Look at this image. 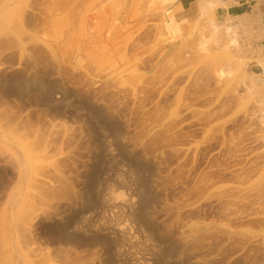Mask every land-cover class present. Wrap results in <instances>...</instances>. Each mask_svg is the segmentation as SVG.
Instances as JSON below:
<instances>
[{
    "label": "rangeland",
    "instance_id": "obj_1",
    "mask_svg": "<svg viewBox=\"0 0 264 264\" xmlns=\"http://www.w3.org/2000/svg\"><path fill=\"white\" fill-rule=\"evenodd\" d=\"M9 1L0 0V5L6 3L0 6H5L0 13L11 10L7 11L10 14L6 12L5 20L6 16L0 15L4 20L0 18V236L5 241H0V264H29L26 261L29 258L28 261L33 259L31 264H39L38 258L45 262L42 264H235V259L239 260L238 264L243 261L242 264H246L245 254L252 253L248 249L252 248L248 238L263 226L264 219L260 221V217L263 218L264 209L260 213L253 202L244 204L246 206L235 202L226 204L229 190L240 187L239 181L234 180L237 173L232 171L240 173L239 167L248 166L239 170L250 172L247 174L253 178L251 181L259 174L264 181V66L260 63L264 58V31L261 22L251 15L222 16L217 8L225 3L218 0H203L211 2L209 8L205 12L195 10L191 17H186L174 0H165V6L161 5L163 1L148 0L145 7L134 0L141 13L130 0H122L117 6L119 10L115 11L116 6L112 9L109 6L119 0H110L111 4L109 0L102 3L101 0H95L97 3L94 0L93 3L91 0ZM129 4L130 9L137 12L132 20H128L131 17ZM85 6H88L86 10ZM88 8L96 14L92 15ZM111 14L116 15L110 17L112 23H109ZM170 16L175 17L178 25L172 30L165 22L172 20ZM90 17L99 22L94 19V23ZM14 19L19 20L18 25ZM90 23L96 28L89 27ZM117 24H121V29ZM9 25L11 27L7 28ZM215 29L225 31L221 35L227 39L226 43L229 41L227 57L211 42L210 34ZM122 31L128 33L123 35ZM120 33L124 43V39L117 40ZM115 36H118L116 40ZM13 37L22 41L21 48L14 46ZM112 37L123 44L119 43L116 48ZM205 39L207 44L203 43L208 50L206 46L204 50L200 48ZM33 75L35 82L31 85L37 87L38 95L20 93V84L32 80ZM36 81L37 84L40 81L38 86L42 84V87H38ZM23 119L28 123L23 124ZM13 132L18 140L23 138L20 144L14 140ZM27 138L32 144L31 151L27 150L29 144L27 148L22 147L28 143ZM40 154L44 158H39ZM31 155L37 160L30 159ZM33 167L35 169H31ZM244 171L237 175H245ZM239 176L236 177L239 179ZM237 189L234 190L238 194ZM112 194L118 197L114 199ZM21 199L29 205L27 218L20 213L26 210L24 205H21L24 210L23 207L20 210ZM20 216L28 222L24 220L25 225L31 224L30 230L26 227L32 237L23 229L30 243L21 239L24 233L21 237L16 235L18 231L23 232L21 228L25 226ZM258 224H262L261 227ZM246 225L252 231H242L244 236L247 234L245 238L239 234L247 243L235 237L240 243L245 241V245L239 243L241 249L246 244L250 247L244 248L243 256L240 252L237 256L243 249L234 250L236 254L229 250L238 244L232 243L235 240L226 230L239 231ZM218 229L222 234L215 232ZM199 233H203V237ZM194 235L204 241L202 238L197 241ZM25 245L29 247L27 253L31 250L29 255H26ZM13 247L15 253L20 254H12ZM25 255L32 256L27 259Z\"/></svg>",
    "mask_w": 264,
    "mask_h": 264
},
{
    "label": "bare ground",
    "instance_id": "obj_2",
    "mask_svg": "<svg viewBox=\"0 0 264 264\" xmlns=\"http://www.w3.org/2000/svg\"><path fill=\"white\" fill-rule=\"evenodd\" d=\"M2 1H3V0H2ZM6 1H7V0H6ZM8 1H9V0H8ZM11 1H12V0H10L9 2H11ZM91 1H92V0H91ZM98 1H100V0H98ZM105 1H107V0H105ZM109 1H110V0H109ZM119 1H120V3H118ZM119 1L116 2V0H113V2H116V5H114V4H115V3H114V4H112V6H109V4H108V6L111 7V9H112V7H115V6H116V7H117V6L119 7V4H121V2H123L122 0H119ZM130 1H131L130 4H131V3L134 4V3L137 2L136 4H138V5H139L140 3H141L142 5H144L145 3H147L148 0H144V1H145V2L143 1L144 3H143V2H140L139 0H138V1H135L134 3H133L134 0H130ZM141 1H142V0H141ZM153 1L157 2L158 0H153ZM162 1H163V4H161V5L165 6V4H166V3L164 4V1H165V0H160V2H162ZM167 1H168V0H167ZM167 1H166V2H167ZM198 1H199V3L196 5V8H197V11L199 10L200 12H205L206 8H209V3H211V2L207 3L206 1H203V0H201V2H200V0H198ZM218 1H219V0H218ZM218 1H217V2H218ZM9 2H8V4H9ZM94 2H95V0H94ZM100 2L102 3V0H101ZM100 2H99V3H100ZM103 2H104V1H103ZM107 2H108V1H107ZM113 2H112V3H113ZM158 2H159V1H158ZM219 2H220V1H219ZM23 3H24V2H23ZM92 3H93V1H92ZM92 3H91V4H92ZM95 3H97V2H95ZM95 3H94V4H95ZM105 3H106V2H104V7H107ZM117 3H118V5H117ZM149 3H150V1H149ZM151 3H152V1H151ZM168 3H169V2H168ZM168 3H167V4H168ZM2 4H6V3H2ZM2 4H1L0 6H2ZM8 4H7V5H8ZM110 4H111V1H110ZM130 4H129V5H130ZM217 4H218V3H217ZM7 5H6V6H7ZM19 5L21 6L22 3H21V4L19 3ZM19 5H18V6H19ZM101 5H102V4H101ZM138 5H135V4H134L135 7L138 6ZM146 5L149 6V4H146ZM152 5H153V4H152ZM158 5H159V3L157 4V6H158ZM161 5H160V6H161ZM210 5H211V4H210ZM3 6H4V5H3ZM18 6H17V8H18ZM22 6H24V4H23ZM91 6H92L91 8L94 7L93 5H91ZM95 6H96V5H95ZM132 6H133V5H132ZM134 6H133V7H134ZM150 6H151V5H150ZM177 6H180V5H177ZM211 6H212V5H211ZM85 7H86L85 10H86L88 6H85ZM116 7L114 8V11H115V10H119V8L117 7L118 9H116ZM120 7H121V5H120ZM142 7H143V6H142ZM144 7H145V5H144ZM144 7H143V8H144ZM152 7H154V5L151 6V8H152ZM155 7H156V6H155ZM158 7H159V6H158ZM3 8H5V6H4ZM3 8L1 7L0 9H3ZM7 8H8V6H7ZM7 8H6V9H7ZM78 8H79V7H78ZM89 8H90V7H89ZM89 8H88V11L91 10V9H89ZM98 8H99V7H98ZM130 8H132L131 5H130V7H129V11L131 10ZM136 8H137V12H138V10H139V12H140V9H138L139 7H136ZM143 8H141V11H142ZM149 8H150V7H149ZM156 8H157V7H156ZM163 8H164V7H163ZM179 8H180V7H179ZM179 8H178V9H179ZM133 9H134V8H133ZM145 9H146V8H145ZM153 9H154V8H153ZM210 9H211V8H210ZM210 9H209V10H210ZM8 10H9V12L11 11L9 8L7 9V11H8ZM95 10H97V9H95ZM134 10H135V11H134ZM134 10H131V12L128 11V12L131 14V15L128 14L129 16H131V17L128 16V17H129L128 20H129L130 18H131V20H132V18H134L135 16L137 17V14H135L136 9H134ZM143 10H144V9H143ZM3 11H4V9H3ZM7 11L5 10V12H4L5 14H3V13L1 12L2 14L0 13V15H1V16H2V15H5V16H6V12H7ZM18 11H19V8H18ZM79 11H80V10H78V13H79ZM93 11H94V10H92V12H93ZM99 11H100V9H99ZM103 11H105V10H103ZM114 11H113V12H114ZM133 11H134V12H133ZM144 11H145V10H144ZM211 11H212V9H211ZM16 12H17V10H16ZM19 12H20V11H19ZM21 12H22V9H21ZM89 12L91 13V11H89ZM89 12H87V13H89ZM95 12H96V11H95ZM111 12H112V11H111ZM128 12H127V13H128ZM137 12H136V13H137ZM7 13H8V12H7ZM17 13H18V12H17ZM82 13H84V11H83ZM85 13H86V11H85ZM87 13H86V14H87ZM98 13H99V12H98ZM114 13H117V12H114ZM132 13H134V14H132ZM140 13H141V12H140ZM8 14H10V13H8ZM8 14H7V15H8ZM18 14H20V13H18ZM91 14H92V13H91ZM91 14H90V15H91ZM95 14H96V13H94V14H92V15H95ZM99 14H101V13H99ZM104 14H105V16H106V14H108V10H107V9H106V13L104 12ZM227 14H228V13H227ZM245 14H246V13H245ZM15 15H16V14H15ZM15 15H14V16H15ZM78 15H79V14H78ZM82 15H83V14H82ZM84 15H85V14H84ZM90 15H89V16H90ZM113 15H114V14H113ZM113 15H112V14L109 15V19H110V20H109V23H112V18H113L116 14H115L114 16H113ZM132 15H133V17H132ZM134 15H135V16H134ZM138 15H139V14H138ZM169 15H170V13H169ZM169 15H168V16H169ZM246 15H248V14H246ZM8 16H9V15H8ZM14 16H13V17H14ZM18 16H19V15H18ZM97 16H98V14H97ZM102 16H103V14H102ZM144 16H145V15H144ZM205 16H206V15H205ZM249 16H250V15H249ZM255 16H256V15H255ZM16 17H17V16H16ZM98 17H99V16H98ZM110 17H112V18H110ZM126 17H127V15H126ZM171 17H173V16H170L169 18H171ZM238 17H240V16H238ZM243 17H244V16H243ZM250 17H251V16H250ZM0 18H1V17H0ZM4 18L7 19V16H6V17H3V19H4ZM85 18H87V17H85ZM91 18H92V17H90V20H91ZM99 18H100V17H99ZM101 18H102V17H101ZM105 18L107 19V16H106ZM139 18H140V16H139ZM139 18H137V19H139ZM144 18H145V17H144ZM173 18H174V19H173ZM173 18H172V20L167 19V20L165 21V22H166V25L168 26V28H171V30L174 28V25H177V23L175 22V17H173ZM179 18H180V17H179ZM181 18H182V17H181ZM257 18H260V17L257 16ZM3 19L1 18L2 22H4V20H5V19H4V20H3ZM10 19H11V18H10ZM10 19H9V20H10ZM92 19H93V18H92ZM94 19H95V18H94ZM94 19H93V20H94ZM137 19H136V20H137ZM207 19H208V18H207ZM245 19H246V18H245ZM250 19H252V18H250ZM254 19H255V18H254ZM14 20H15V19H14ZM14 20H13V25H15V23H16V25H18V23H17L16 21H19V20H15V23H14ZM87 20H88V21H87ZM87 20H86L87 22L90 21L89 19H87ZM95 20H96V19H95ZM95 20L93 21L94 23H95ZM125 20H126V19H125ZM230 20H231V19H230ZM230 20H229V21H230ZM242 20H243V19H242ZM246 20H247V19H246ZM256 20H258V19H256ZM259 20H260V19H259ZM259 20H258V21H259ZM78 21H79V20H78ZM133 21H135V19H134ZM180 21H181V20H180ZM208 21H209V20H208ZM210 21H211V20H210ZM251 21H252V20H251ZM258 21H257V22H258ZM0 22H1V21H0ZM11 22H12V21H11ZM91 22H92V21H91ZM96 22L98 23L99 20H96ZM113 22H114V19H113ZM243 22H244V21H243ZM253 22H254V20H253ZM257 22H256V23H257ZM259 22H260V21H259ZM19 23H20V22H19ZM128 23H129V22H128ZM128 23H125V24L128 25ZM130 23H131V22H130ZM77 24H78V22H77ZM211 24H212V23H211ZM213 24H214V23H213ZM79 25H80V24H79ZM91 25H92V24L90 23L89 27H90ZM93 25H95V24H93ZM93 25H92V26H93ZM97 25H98V24H97ZM166 25H165V26H166ZM206 25H207V24H206ZM206 25L204 24V26H206ZM244 25H245V24H244ZM259 25H260V24H259ZM19 26H21V25H19ZM92 26H91V28H92ZM115 26H116V25H115ZM117 26H118V24H117ZM120 26H121V24H120ZM120 26H118V27L120 28ZM213 26L215 27V25H213ZM218 26H219V25H218ZM256 26H257V25H256ZM5 27H6V26H5ZM8 27H11V26L9 25V26H7V28H8ZM16 27H17V26H16ZM16 27L13 26L12 28L17 29L18 27H17V28H16ZM79 27H80V26H78V28H79ZM93 27H94V26H93ZM111 27L113 28V26H111ZM121 27H122V26H121ZM124 27H127V26L124 25ZM175 27H178V25L175 26ZM197 27H198V26H197ZM197 27H196V28H197ZM206 27H207V26H206ZM258 27H259V26H258ZM261 27H262V26H261ZM7 28H6V29H7ZM19 28H20V27H19ZM94 28H96V27H94ZM97 28H98V27H97ZM116 28H117V27H116ZM116 28H114V29H116ZM128 28H129V27H128ZM128 28H127V29H128ZM207 28H208V27H207ZM215 28H216V27H215ZM221 28H222V27H221ZM4 29H5V28H4ZM14 29H12V30H14ZM120 29H121V28H120ZM120 29H119V30H120ZM122 29H125V28H122ZM160 29H161V27L158 29V31H159ZM175 29H176V28H175ZM175 29H174V30H175ZM213 29H214V28H213ZM259 29H260V28H259ZM19 30H21V29H19ZM94 30H96V29H94ZM167 30H168V29H167ZM174 30H173V31H174ZM204 30H205V29H204ZM217 30H218V29L213 30V31L211 32V34H210L211 36L209 35L210 38L212 39L211 42L214 43L215 46L218 45L217 49H219L220 52L223 50L222 52H224L225 55H226V57H227V56L229 55L228 50H230V49H228V46H226V44H227L229 41L226 43V40H227V39H226V38L224 39L223 36H222V35H223L222 32H225V31H222L221 29H219V30H221V31H219V30L217 31ZM223 30H224V29H223ZM256 30H257V28H256ZM7 31H8V30H7ZM7 31H6V32H7ZM10 31H11V29H10L8 32H10ZM113 31H114V30H113ZM115 31H116V33H117V30H115ZM202 31H203V30H202ZM232 31H233V30H232ZM251 31H252V30H251ZM260 31H261V30H260ZM260 31H258V32H260ZM8 32H7V33H8ZM14 32H15V31H14ZM19 32H21V31H19ZM22 32H24V31L22 30ZM90 32H91V31H90ZM94 32H95V31H94ZM159 32H160V31H159ZM261 32H262V31H261ZM116 33H115V34H116ZM122 33H123V35H124V33H125V35H126V33H128V31H127V32H123V31H122ZM161 33H162V32H161ZM163 33H165V32H163ZM203 33H204V31L202 32V34H203ZM221 33H222V35H221ZM235 33H236V31H235ZM243 33H244V32H243ZM254 33H256V31H255ZM1 34H2V33H1ZM1 34H0V35H1ZM16 34H17V33H16ZM19 34L21 35V33H19ZM87 34H88V32H87ZM90 34H91V33H90ZM90 34H89V35H90ZM159 34H160V33H159ZM159 34H158V35H159ZM204 34H205V33H204ZM231 34H232V33H231ZM241 34H242V33H241ZM259 34H260V33H259ZM6 35L8 36V34H6ZM17 35H18V34H17ZM17 35H15V36L17 37ZM93 35H94V34H93ZM116 35H117V34H116ZM197 35H198V34H197ZM205 35H206V34H205ZM235 35H236V34H235ZM235 35H234V36H235ZM237 35H238V34H237ZM253 35H254V34H253ZM3 36H5V35L3 34ZM12 36H13V35H12ZM34 36H35V35H34ZM113 36H114V35H113ZM119 36H120V37H119L117 40H119V39H120V40L124 39V36H122L121 33H120ZM209 36H207L208 39H209ZM224 36H225V35H224ZM232 36H233V35H232ZM255 36H256L257 38L259 37L258 35H255ZM16 37H13V38L16 39V40L14 39V41H15L16 43H14V42L11 41L13 44H15L14 46H17V45L19 46V45L23 44V43H21L22 41L20 42L19 38H16ZM19 37H20V36H19ZM37 37H38V36H37ZM91 37L93 38V36H90V39H91ZM117 37H118V36H117ZM117 37L115 36V40H116ZM122 37H123V38H122ZM199 37H201V34L199 35ZM203 37H204V35H203ZM226 37H227V35H226ZM238 37H239V36H238ZM1 38H3V37H1ZM20 38H21V37H20ZM34 38H35V41H36V37H34ZM205 38H206V37H205ZM236 38H237V37H236ZM32 39H33V38H32ZM113 39H114V37H112V41H111V42L114 44V41H115V40H113ZM196 39H198V37H197ZM202 39H203V38H202ZM206 39H207V38H206ZM206 39H205V41H203V40H204V39H203L201 42H202V43L205 42V43L207 44V42H206L207 40H206ZM228 39H230V37H229ZM233 39H234V38H233ZM37 40H38V38H37ZM200 40H201V39H200ZM200 40H199V41H200ZM236 40H237V39H236ZM241 40H242V39H241ZM259 40H260V39H259ZM18 41H19V42H18ZM40 41H43V40H40ZM124 41H125V39L123 40V43H124ZM196 41L198 42V40H196ZM208 41H210V40H208ZM6 42H8V41H6ZM33 42H34V41H33ZM86 42H87V41H86ZM117 42H118V41H117ZM117 42L115 41V43H117ZM9 43H10V42H9ZM44 43H45V42H44ZM119 43H122V42L119 41ZM119 43L115 44L116 48H118L117 45H118ZM123 43H122V44H123ZM208 43H209V42H208ZM230 43H231V42H230ZM13 44H12V45H13ZM16 44H17V45H16ZM113 44L110 43V45L112 46V49L114 48L113 51H115V47H114ZM198 44H199V43H198ZM206 44L203 43V45H201L200 48L204 50ZM231 44H235V43H231ZM45 45L48 46L47 44H45ZM224 45L227 47V50L225 49L226 47H224ZM260 45H261V44H260ZM22 46H23V45H22ZM50 46H51V44L49 45V47H50ZM235 46H236V45H235ZM239 46H240V45H239ZM19 47L21 48V46H19ZM51 47H52V46H51ZM162 47H163V46H162ZM162 47H160V48H162ZM198 47H199V46H198ZM206 47H207V46H206ZM23 48H24V47H23ZM108 48H109V47H108ZM160 48H159V49H160ZM208 48H209V47H207L206 49L208 50ZM240 48H241V47H240ZM260 48H261V47H260ZM51 49H52V48H51ZM156 49H158V48H156ZM232 49H233V48H232ZM234 49H235V48H234ZM238 49H239V48H238ZM257 49H258V48H257ZM257 49H256V50H257ZM117 50H118V49H117ZM224 50H226V51H224ZM237 51H239V50H237ZM257 51H258V53H261L260 49L257 50ZM104 52H106V51H104ZM119 52H120V51H119ZM152 52H153V51H152ZM244 52H245V50H244ZM254 52H255V51H254ZM224 53H222V54H224ZM227 53H228V55H227ZM258 53H256V55H257ZM263 53H264V52H263ZM106 54H107V53H106ZM134 54H136V53H134ZM139 54H140V53H139ZM139 54L137 53L136 56L139 55ZM222 54H221V55H222ZM230 54H231V53H230ZM243 54H244V53H243ZM245 54H246V53H245ZM38 55H39V53H38ZM38 55H36V56H38ZM108 55H109V54H108ZM225 55H222V56H225ZM259 55H260V54H259ZM28 56H29V55H28ZM53 56L56 57V54H53ZM231 56H232V55H231ZM250 56H251V53H250ZM141 57H142V56H141ZM232 57H233V56H232ZM232 57H231V58H232ZM262 57H264V56H262ZM134 58H135V57H134ZM134 58H133V59H134ZM224 58H225V57H224ZM260 58H261V57H260ZM63 59H64V58H63ZM68 59H69V58H68ZM138 59H139V58H138ZM216 59H217V58H216ZM222 59H223V57H222ZM229 59H230V57H229ZM61 60H62V57H61ZM61 60H60V61H61ZM128 60H129V59H128ZM134 60H135V59H134ZM140 60H142V59H140ZM140 60H139V61H140ZM218 60H220V59H218ZM223 60H225V59H223ZM226 60L228 61V59H226ZM260 60H261V62H260V61H259V62L262 63V65L264 66V64H263L264 58H263V61H262V59H260ZM57 61H58V60H57ZM63 62H65V61H63ZM216 62H217V61H216ZM130 63H131V62H130ZM228 63H229V62H228ZM228 63H227V64H228ZM127 64H128V62H127ZM219 64H220L221 67H222V63L220 62ZM230 64L232 65V63H230ZM230 64H228V66H230ZM125 65H126V63H125ZM135 65H136V64H135ZM135 65H134V66H135ZM137 65H138V64H137ZM260 65H261V64H260ZM224 66H225V65H224ZM234 66H235V65H234ZM121 67H122V66H121ZM58 68H60V67H58ZM63 68H64V67H63ZM63 68H60V69L63 70ZM132 68H133V67H132ZM219 68H220V67H219ZM219 68H218V69H219ZM119 69H120V67H119ZM121 69H122V68H121ZM124 69H125V68H124ZM222 69H224V67H222ZM222 69L220 68L219 71H221V72L223 73L224 71H223ZM231 69H232V68H231ZM64 70H65V69H64ZM112 70H113V69H112ZM115 70H116V69H115ZM115 70H114V71H115ZM117 70H118V69H117ZM122 70H123V69H122ZM226 70H227V69H226ZM60 71H61V70H60ZM114 71H112V72H114ZM107 72H108V71H107ZM109 72H110V71H109ZM125 72H127V71H125ZM0 73H1V72H0ZM115 73H117V71H116ZM115 73H114V74H115ZM119 73H120V72H119ZM222 73H221V74H222ZM15 74H16V73H15ZM37 74H38V73H37ZM92 74H95V73H92ZM92 74H91V75H92ZM105 74H107V73H105ZM120 74H121V73H120ZM120 74H117V75H120ZM38 75H39V74H38ZM13 76H17V75H14V74H13ZM13 76H12V77H13ZM22 76H23V75H22ZM22 76H21V77H22ZM35 76H36V75H35ZM21 77H20V79H21ZM38 77H39V76H38ZM105 77H106V76H105ZM115 77H116V76H115ZM117 77H118V76H117ZM0 78H1V77H0ZM18 78H19V77H18ZM23 78H24V76H23ZM23 78H22L21 80H24V79H25V78H24V79H23ZM33 78H34V75H33V77L31 78L32 80L24 81V83L22 82V84H20V87H18L19 85L17 86L18 88H20V93H21V92H23V93H27V94H28V93H29V94L34 93V94H31V95H32V96H33V95L36 96V94H37V92H38V91H37V87L31 85L33 82H35V81L33 80ZM111 78H112V80H114L113 77H111ZM3 79H4V78H3ZM3 79H2V80H3ZM15 79H16V78H15ZM15 79H14V80H15ZM20 79H19V81H20ZM38 79L41 80L40 78H37V80H38ZM107 79H108V78H107ZM109 79H110V78H109ZM109 79H108V81H111V79H110V80H109ZM115 79H116V78H115ZM35 80H36V79H35ZM87 81H88V80H87ZM2 82H3V81H2ZM2 82H1V84H2ZM15 82H17V81L15 80ZM39 82H40V81H38V84H40ZM91 82H92V81H91ZM20 83H21V82H20ZM41 83H42V82H41ZM14 84H15V83H14ZM14 84H13V85H14ZM36 84H37V81H36ZM36 84H35V85H36ZM38 84H37V86H38ZM89 84H90V81H89ZM91 84H92V83H91ZM107 84H108V83H107ZM41 85H42V84H41ZM41 85H40V86H41ZM40 86H38V87H40ZM45 86H46V85H45ZM87 86H88V85H87ZM89 86H90V85H89ZM91 86H92V85H91ZM230 86H231V85H228V87H230ZM41 87H42V86H41ZM87 88H89V87H87ZM38 89H39V88H38ZM0 90H1V89H0ZM4 90H5V89H4ZM40 90H41V89H40ZM40 90H39V91H40ZM77 90H78V89H77ZM17 91H18V90H17ZM42 91H43V89H42ZM49 91H50V89H49ZM60 91H61V90H60ZM91 91H92V90H91ZM1 92H2V91H1ZM62 92H63L62 94H64V91H62ZM89 92H90V90H89ZM17 93H18V92H17ZM20 93H18V95H20ZM40 93H41V92H40ZM40 93H39V94H40ZM76 93H77V91L75 92V94H76ZM78 93H79V91H78ZM73 94H74V93H73ZM37 95H38V94H37ZM40 95H41V94H40ZM46 95H47V93H46ZM66 95H67V94H66ZM24 96H27V95H24ZM28 96H29V95H28ZM28 96H27V97H28ZM42 96H43V95H42ZM74 96H75V95H74ZM27 97H26V98H27ZM62 97H63V96H62ZM64 97H65V94H64ZM263 97H264V96H263ZM66 98H67V96H66ZM32 99H33V98H32ZM32 99H31V100H32ZM43 99H44V98H43ZM63 99H64V98H63ZM33 100H34V99H33ZM39 100H40V99H39ZM87 100H88V99H87ZM87 100H86V101H87ZM36 101H38V99H36ZM42 101H43V100H42ZM86 101H85V102H86ZM43 102H44V101H43ZM88 102H89V100H88ZM88 102H87V103H88ZM35 103H36V102H35ZM38 103H39V102H38ZM87 105H88V104H87ZM91 108H92V107H91ZM157 113H158V112H157ZM159 113H161V111H160ZM17 120H20V119H17ZM17 120H15V121L17 122ZM23 120H24V121H22L23 124L28 123V121L25 122L26 119H23ZM27 120H28V119H27ZM15 121H14V122H15ZM18 122H19V121H18ZM24 122H25V123H24ZM13 124H14V123H13ZM16 124H17V123H16ZM39 124H40V123H39ZM14 125H15V124H14ZM21 125H22V123H21ZM27 125H28V124H27ZM41 125H42V124H41ZM8 127H9V126H8ZM12 127H13L14 130L16 129V128H15L16 125H15V127H14V126H12ZM17 127H19L18 124H17ZM23 127H25V126L23 125ZM26 127H27V126H26ZM39 127H40V126H39ZM1 128H2V126H1ZM13 129H12V130H13ZM17 129H18V128H17ZM17 129H16V130H17ZM23 129H25V128H23ZM2 130H4V128H3ZM14 130H13V131H14ZM21 130H22V127H21ZM5 131H8V130H5ZM38 131H39V130H38ZM10 132H11V131H10ZM17 132H18V131H17ZM10 134H11V133H10ZM15 134H17V133H15ZM13 136H14V132H13ZM0 137L2 138V135H0ZM3 137H4V136H3ZM14 137H15V138H14ZM14 137H13L14 140L16 139V140H17L16 142L19 141V144H20V140H22L23 138H21L20 140H18V138H17L16 136H14ZM4 138H5V137H4ZM19 138H20V137H19ZM25 139H26V138H25ZM25 139H24V140H25ZM43 139H44V138H43ZM43 139H42V140H43ZM35 140H36V142H37V139H35ZM35 140H34V141H35ZM38 140H41V138H40V139L38 138ZM27 141H28V143H27ZM27 141H25L27 144L24 145V144H25V143H24L22 147H24V148H27V147H28L27 150H28V151H31L32 149L30 150V147L32 148V144L30 145V142H29V139H28V138H27ZM30 141H31V140H30ZM44 141H46V140H44ZM263 141H264V135H263ZM8 142H9V141H8ZM41 142H43V141H41ZM21 143H22V142H21ZM31 143H32V142H31ZM37 143H38V142H37ZM39 143H40V142H39ZM28 144H29V146H27ZM41 144H44V143H41ZM45 144H46V143H45ZM12 145H13V144H12ZM14 145H15V144H14ZM2 146H3V145H2ZM2 146H1V147H2ZM26 146H27V147H26ZM43 146H44V145H43ZM12 147H13V146H12ZM16 147H17V146H16ZM16 147H15V148H16ZM22 147H21V148H22ZM33 147H34V144H33ZM35 147H36V146H35ZM39 147H40V146H39ZM41 147H42V146H41ZM41 147H40V148H41ZM2 148H3V147H2ZM15 148H14V149H15ZM42 148H43V147H42ZM42 148H41V149H42ZM17 149H18V148H16V150H17ZM22 149H23V148H22ZM16 150H15V151H16ZM24 150H25V152H27L26 149H24ZM24 150H23V152H24ZM34 150H35V148H34ZM34 150H33V152H34ZM20 151H22V150H20ZM36 151H37V150H36ZM39 151H41V150H39ZM0 152L2 153V151H0ZM18 152H19V151H17L16 154H17L18 156H20L21 153H20V155H19ZM6 153H7V152H6ZM8 154H9V153H8ZM10 154H11V152H10ZM26 154H27V153H26ZM30 154H31V153H30ZM23 155H24V153H23ZM28 155H29V154H28ZM28 155H27V156H28ZM42 155H43V154H42ZM42 155L40 154V155H39V158H40ZM8 156H9V155H8ZM18 156H17V157H18ZM27 156H26V157H27ZM32 156H33V157H32ZM34 156H35V155H31V156H29V157H30V159L33 158L32 160H37ZM43 156H44V155H43ZM43 156H42V157H43ZM12 157H13V156H12ZM20 157H22V156H20ZM20 157H19V158H20ZM29 157H28V158H29ZM37 157H38V156H37ZM10 158H11V157H10ZM14 158L16 159V157H14ZM14 158H13V159H14ZM34 158H35V159H34ZM43 158H44V157H43ZM43 158H42V159H43ZM15 159H14V163H15ZM17 159H18V158H17ZM9 160H11V159H9ZM19 160H20V163H22L21 161H23V159L21 160V158H20V159H18V161H19ZM25 160H26V159H25ZM39 161H40V160H39ZM39 161H38V162H39ZM10 162H11V161H10ZM16 163H17V161H16ZM16 163H15V164H16ZM15 164H14V165H15ZM25 164H26V163H25ZM30 164H32V163L30 162ZM21 165H22V164H21ZM32 165H33V164H32ZM26 166H27V165H26ZM26 166H25V167H26ZM243 166H244V165H243ZM250 166H251V165H250ZM250 166H249V167H250ZM21 167H22V166H21ZM31 167H32V166H31ZM38 167H39V166H38ZM245 167L248 169V166H245ZM263 167H264V166H263ZM16 168H18V165H17V164H16ZM36 168H37V167H36ZM136 168H137V167H136ZM241 168H242V166H241ZM241 168L239 167V169H241ZM246 168L243 167L242 169L245 170ZM20 169H21V168H20ZM31 169H35V168L33 167V168H31ZM233 169H234V168H233ZM239 169H238V171H239L240 173H243L244 170H242V172H241ZM14 170H15V169H14ZM17 170H18V169H17ZM17 170H16V171H17ZM25 170H26V169H25ZM28 170H29V169H28ZM28 170H27V171H28ZM231 170H232V169H231ZM234 170H235V169H234ZM250 170H251V167L249 168V171H250ZM27 171H25V172H27ZM236 171H237V170H236ZM236 171H232V172H233L234 174H236V173H237V174H240V173H238V172H236ZM246 171H247V170H246ZM22 172H23V171H22ZM30 172H31V170H30ZM35 172H36V171H35ZM230 172H231V171H230ZM232 172H231V173H232ZM251 172L253 173V171H251ZM16 173H17V172H16ZM31 173H32V172H31ZM94 173H95V172H94ZM233 173H232V175H234ZM244 173H245V175H244V174H241V176H239V175L236 174V176H239V179H238V177H236V176L234 175V176H235V179H234L235 182H238V181H239L238 183H240V187H239L238 189H237L236 187H234V189L239 190V193L237 194V191L234 190V189L229 190V191H230V194H228V195H230V196H229L230 198L228 199L226 206H228V205H233L234 202H235L236 204H240V205H242V206H246V205H248V204H246V203H249V204H250L251 202H253L254 204H257V209H256V210H259L260 213H262V212H263L262 210L264 209V181H263V176H262V175L260 176V174H259L258 177L255 178L256 180L254 179L253 181H251L253 178H250V176H248V174H249L250 172L248 173V172H245V171H244ZM247 173H248V174H247ZM26 174H27V173H26ZM87 174H88V173H87ZM246 174H247V175H246ZM250 174H251V173H250ZM29 175H30V174H29ZM204 175H205V173H204ZM24 176H25V175H24ZM31 176H33V174H32ZM26 177H27V176H26ZM252 177H253V176H252ZM236 179H237L238 181H236ZM234 180H233V181H234ZM28 183H29V182H28ZM33 183H34V182H33ZM63 183H64V182H63ZM63 183H62V185H63ZM100 183H101V182H100ZM233 183H234V182H233ZM238 183H237V184H238ZM93 185H94V183H93ZM88 186H89V185H88ZM91 186H92V185H91ZM221 186H222V185H221ZM221 186H219V188H220ZM238 186H239V185H238ZM238 186H237V187H238ZM37 188H39V187L37 186ZM14 189H15V188H14ZM43 189H44V187H43ZM95 189H96V188H95ZM205 189H206V187H205ZM40 191H41V190H40ZM97 191H98V190H97ZM19 192H21V191H19ZM27 193H28V192H27ZM220 193H221V191H220ZM220 193H218V194H220ZM228 193H229V192H228ZM38 194H39V193H38ZM40 195H42V194H40ZM40 195H39V197H40ZM112 195H113V194H112ZM117 195H118V194H117ZM32 196H33V195H32ZM42 196H43V195H42ZM221 196H222V194H221ZM25 197H26V196H25ZM30 197H31V196H30ZM112 197H113L114 199H116L118 196H117V197H114V195H113ZM119 197H120V196H119ZM26 198H27V197H26ZM26 198H23V199L25 200ZM31 198H32V197H31ZM33 198H34V196H33ZM33 198H32V199H33ZM41 198H43V197H41ZM18 199H19V198H18ZM18 199H17V200H18ZM23 199H21L22 202H21V204H20L19 206H20V207H21V205H24V207L26 206V207H25L26 210H24V207L22 206L24 212L26 213V211H27V205H28V204L23 203V201H24ZM36 199H37V198H36ZM38 199H39V198H38ZM118 199H119V198H118ZM17 200L15 199V201H17ZM26 200H27V199H26ZM26 200H25V202H28V200H27V201H26ZM112 201H113V199H112ZM29 202H31V201H29ZM11 203H12V202H11ZM13 203H15V202H13ZM17 203H18V202H17ZM17 203H15V204H17ZM22 203H23V204H22ZM37 203H38V202H37ZM40 203H41V202H40ZM83 203H84V202H83ZM149 204H150V203H149ZM244 204H246V205H244ZM254 204H253V205H254ZM13 205H14V204H13ZM33 205H34V204H30V206H33ZM16 206H17V205H16ZM28 206H29V205H28ZM37 206H39V205H37ZM118 206H119V205H118ZM22 207L20 208V210L22 209ZM40 207H41V206H40ZM92 207H93V206H92ZM254 207H255V206H254ZM30 208H31V207H30ZM33 208H34V207H33ZM33 208L31 209V211L33 210ZM37 210H38V209H37ZM87 210H88V209H87ZM256 210H255V211H256ZM88 211H89V210H88ZM261 211H262V212H261ZM24 212L22 213V212L20 211V213L22 214V216L25 217V218H27V216H28V212H29V208H28V211H27L26 214H24ZM257 212H258V211H256V214H259V213H257ZM2 213H3V212H2ZM17 213H18V212H17ZM89 213H90V212H89ZM89 213H88V214H89ZM234 213H236V212H234ZM234 213H232V214H233V215H236V214H234ZM23 214H24L25 216H24ZM262 214H263V218L260 217V221L264 219V212H263ZM10 215H11V214H10ZM19 215H20V214H19ZM26 215H27V216H26ZM78 215H79V214H78ZM78 215H77V216H78ZM260 215H261V214H260ZM22 216H20V220L23 219V218H21ZM77 216H76V218L79 217V216H78V217H77ZM261 216H262V215H261ZM83 217H84V219H85L86 216H83ZM16 218H17V216H16ZM25 218H24L23 221L21 222L22 225L26 222ZM72 218H73V217H72ZM76 218H74V219L76 220ZM17 219H19V218H17ZM74 219H73V220H74ZM81 219H82V218H80V220H81ZM9 220H10V219H9ZM24 220H25V222H24ZM27 220H28V219H27ZM86 220H87V219H86ZM86 220H85V221H86ZM16 221H17V220H16ZM81 221H82V220H81ZM260 221H258V222H260ZM0 222H1V221H0ZM17 222H18V221H17ZM17 222H16V224H17ZM79 222H80V221H79ZM263 222H264V221H263ZM1 223H2V222H1ZM18 223H19V222H18ZM21 223H19V224H21ZM26 223H28V222H26ZM83 223H84V222H83ZM239 223H240V222H239ZM260 223H262V222H260ZM61 224H62V223H61ZM73 224H74V223H73ZM76 224H78V223L76 222ZM262 224H263V223H262ZM262 224H260V225L258 224V225L261 227ZM24 225H25V224H24ZM30 225H31V224H30ZM30 225H29V224L25 225L24 227L21 228V230L26 229V231H27V227L30 226ZM215 225H216V224H215ZM238 225H239V224H238ZM0 226H1V225H0ZM17 226H18V225H17ZM20 226H21V225H19V227H20ZM26 226H27V227H26ZM81 226H82V225H81ZM121 226H122V225H121ZM218 226H220V225H218ZM239 226H240V225H239ZM246 226H247V225H246ZM8 227H9V225H8ZM14 227H15V226H14ZM191 227L193 228V226H191ZM195 227H196V226H195ZM197 227H198V226H197ZM199 227H200V225H199ZM220 227H221V226H220ZM260 227H258V229H259ZM201 228H202V227H201ZM212 228H213V227H212ZM246 228H247V229H246ZM18 229H20V228H17V230H18ZM28 229L30 230L31 228L28 227ZM195 229H196V228H194V230H195ZM205 229H207V228H204L203 231H206ZM208 229L210 230V226H209ZM213 229H214V228H213ZM226 229H227V228H226ZM14 230H15V229H14ZM194 230L192 229L191 231H194ZM196 230H198V228H197ZM196 230H195V231H196ZM201 230H202V229H201ZM220 230H222V229L220 228ZM220 230L218 229V230L215 231V232H218V231H219V233H220V232H221ZM244 230H245V233H246L247 231H249V230H248V226H247V227H244V229H239V231H238V229H230V230H228V231L226 230V232H227V234L231 235L230 237H232V236L235 237V236H236V237H238V238L240 237V239H241L242 236L245 238V236L247 235V234H246V235L244 236V235L242 234V231L244 232ZM246 230H247V231H246ZM15 231H16V230H15ZM24 231H25V230H23V232L18 231L19 233H20V232H21V233H20V234H19V233H16V235L18 234V235H20L19 237H21V234L24 233ZM26 231H25V232H26ZM210 231H211V230H210ZM210 231H209V232H210ZM222 231H223V230H222ZM224 231H225V230H224ZM224 231H223V232H224ZM250 231H252V230H250ZM250 231H249V232H250ZM253 231H255V230H253ZM6 232H7V231H6ZM27 232H28V234H27V233H26V234L29 235V237H30L31 235H30L29 231H27ZM76 232H77V231H76ZM87 232H88V231H87ZM188 232H189V231H188ZM209 232H207V233H209ZM212 232H213V231H212ZM1 233H2V232H1ZM1 233H0V234H1ZM8 233H9V231H8ZM59 233H60V232H59ZM203 233L205 234L206 232H203ZM203 233H199V234H200V235H201V234L203 235ZM210 233H211V232H210ZM210 233H209L208 235H210ZM239 233H241L242 236H240ZM252 233H253V232H252ZM189 234H190V233H189ZM193 234H194V233H193ZM199 234H198V235H199ZM211 234H212V233H211ZM217 234H218V233H217ZM220 234H222V232H221ZM223 234H224V233H223ZM238 234H239V235H238ZM249 234H250V233H249ZM8 235H9V234H8ZM10 235H12V234H10ZM18 235H17V236H18ZM202 235H201V236H202ZM225 235H226V234H225ZM229 235H228V237H229ZM17 236H16V237H17ZM194 236H197V235H194ZM204 236H205V235H204ZM210 236H211V235H210ZM217 236H218V235H217ZM249 236H250V237H249ZM249 236H248V237H249V238H248L249 241H248L247 239L245 240L244 238H242V239H244V240L246 241V243H247V241H248V244H250V245L252 246V248H251L250 245L247 246V244H246V246H245L246 248L244 247L245 249H247L248 247H250V248H248V249H249L250 251H252V253L250 252V253H246V254H245V255H246L245 258H246V261H247V263H246V261H245V263H246V264H264V224H263V226H262L258 231L256 230L255 233H254L253 235L250 234ZM4 237H5V236H4ZM19 237H18V238H19ZM22 237H24V238H21L22 240H24V239L27 240V238H26L27 236L25 237V233L22 234ZM29 237H28V239H30ZM31 237H32V236H31ZM197 237H198V236H197ZM202 237H203V236H202ZM202 237H201V238H202ZM207 237H208V236H207ZM218 237H219V236H218ZM221 237H222V235H221ZM230 237H229L228 239H230ZM233 237H232V239H234L235 241L232 242V243H235V242H236V244H238V245H237L238 248H235V247H237V246L231 243V246L234 245V247H233V248H230V247H229V250H231V251H232V250L234 251V250H236V249H239V250H240V249H241V248H240L241 245H243V244L245 243V241H244V243H240V241H239L240 239H238V238H236V237L233 238ZM0 238L2 239V240L0 239L1 243L5 242V241H3V240H4L3 237L0 236ZM18 238H17V239H18ZM199 238H200V237H198V239H199ZM201 238H200V239H201ZM208 238H209V237H208ZM223 238H224V236H223ZM225 238H226V236H225ZM10 239H11V238H10ZM198 239H197V241H200V239H199V240H198ZM232 239H231V241H232ZM236 239H237V240H236ZM242 239H241V240H242ZM5 240H6V238H5ZM12 240H13V239H12ZM12 240H11V241H12ZM202 240L204 241V238H202ZM202 240H201V241H202ZM223 240H224V239H223ZM2 241H3V242H2ZM6 241H7V240H6ZM27 241H28V240H27ZM219 241H220V239H219ZM28 242H29V241H28ZM30 242H31V241H30ZM30 242H29V243H30ZM237 242H238V243H237ZM249 242H250V243H249ZM1 243H0V246H1ZM13 243H15V242H13ZM13 243H12V244H13ZM83 243H85V242H83ZM109 243H110V242H109ZM239 243H240L241 245H239ZM223 244H225V243H223ZM229 244H230V243H229ZM19 245H20V243H19ZM19 245H17V246H19ZM221 245H222V244H221ZM221 245H220V246H221ZM226 245H227V243H226ZM244 245H245V244H244ZM11 246H12V245H11ZM15 246H16V244H15ZM115 246H116V245H115ZM239 246H240V247H239ZM1 247H2V246H1ZM3 247H4V244H3ZM22 247H23V246H22ZM43 247H44V246H43ZM24 248H25V250H26V255H27V254L29 255V253H30V251H31V250H29L28 253H27V250H28L29 247L27 248V246L25 245ZM24 248H23V249H24ZM26 248H27V249H26ZM113 248H114V247H113ZM115 248H116V247H115ZM244 248L242 247L243 250L241 249V250L243 251V253H241V251H238V250H237V251H238V254H236V252L234 251L235 254H236L237 256H240V255L243 256V254H244V250H245ZM0 249L2 250V248H0ZM11 249H12V248H11ZM118 249H119V248H118ZM4 250H5V249H4ZM12 250L14 251V247H13ZM39 250L41 251L42 249H39ZM114 250H115V249H114ZM119 250H120V249H119ZM224 250H225V249H224ZM18 251H19V250H18ZM233 251H232V253H234ZM10 252H11V251H10ZM19 252H20V251H19ZM41 252H42V251H41ZM225 252H226V251H225ZM225 252H223V253L225 254ZM239 252H240V255H239ZM248 252H249V251H248ZM17 253H18V252H17ZM17 253H15V251L12 252V254H17ZM31 253H32V252H31ZM35 253H36V252H35ZM43 253H44V252H43ZM223 253H222V254H223ZM229 253H230V252H229ZM10 254H11V253H10ZM10 254H9V255H10ZM18 254H20V253H18ZM23 254H24V252H23ZM39 254H40V252H39ZM41 254H42V253H41ZM41 254H40V256H41ZM48 254H49V253H48ZM105 254H106V253H105ZM113 254H114V253H113ZM115 254H116V253H115ZM9 255H6V256H9ZM26 255H25V257H27V259H28L30 256L33 255V253H32V255H30L29 257L26 256ZM37 255H38V253H37ZM17 256H18V255H17ZM19 256H21V255H19ZM19 256H18V257H19ZM33 256H34V255H33ZM38 256H39V255H38ZM43 256H44V255H43ZM232 256H233V255H232ZM234 256H235V255H234ZM10 257H11V256H10ZM0 258H1V257H0ZM7 258H8V257H7ZM11 258H12V257H11ZM19 258H20V260L22 259L21 257H19ZM35 258H36V257H35ZM40 258H41V257H40ZM43 258L46 259L47 256H46V257H43ZM48 258H49V257H48ZM50 258H51V257H50ZM233 258H234V257H233ZM238 258H239V257H238ZM2 259H4V258H2ZM5 259H6V257H5ZM16 259H17V257H16ZM29 259H30V258H29ZM29 259H28V260H29ZM31 259H32V258H31ZM45 259H44V260H45ZM66 259H67V258H66ZM68 259H69V257H68ZM68 259H67V260H68ZM239 259H240V258H239ZM17 260H19V259H17ZM20 260H19V261H20ZM28 260H26V261L29 262V264H31V261H32L33 259L30 260V261H28ZM38 260L41 262V263H40V262L38 261L39 264L45 263L44 261H41L39 258H38ZM237 260H238V259H235V261H236L235 264H238L239 260H238V261H237ZM5 261H6V260H5ZM5 261H4V262H5ZM45 261H46V260H45ZM48 261H49V260H48ZM65 261H66V260H65ZM69 261H70V260H69ZM71 261H73V260H71ZM71 261H70V262H71ZM76 261H77V260H76ZM240 261H241V259H240ZM7 262H8V261H7ZM35 262H37L36 259H35ZM70 262H68V263H70ZM109 262H110V261H109ZM241 262H242V261H241ZM241 262H240V263H241ZM0 263H1V262H0ZM2 263H3V262H2ZM24 263H25V261H24ZM33 263H34V262H33ZM33 263H32V264H33ZM64 263H65V262H64ZM72 263H73V262H72ZM74 263H75V262H74ZM242 263H244V261H243ZM242 263H241V264H242ZM3 264H5V263H3ZM8 264H9V262H8ZM11 264H12V263H11ZM26 264H27V263H26ZM34 264H35V263H34ZM36 264H38V263H36ZM106 264H107V263H106ZM233 264H234V263H233Z\"/></svg>",
    "mask_w": 264,
    "mask_h": 264
},
{
    "label": "crops",
    "instance_id": "obj_3",
    "mask_svg": "<svg viewBox=\"0 0 264 264\" xmlns=\"http://www.w3.org/2000/svg\"><path fill=\"white\" fill-rule=\"evenodd\" d=\"M221 3L217 9L222 16L238 17L242 15H251L257 18L262 25L264 31V0H219ZM175 5L185 13L186 17H191L194 11H197L196 5L198 0H174ZM228 13V14H227ZM246 13V14H245ZM256 15V16H255ZM264 44V39H263Z\"/></svg>",
    "mask_w": 264,
    "mask_h": 264
}]
</instances>
